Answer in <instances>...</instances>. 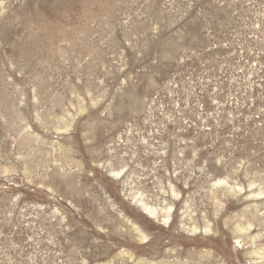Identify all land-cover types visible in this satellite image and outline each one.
<instances>
[{
  "label": "rangeland",
  "instance_id": "374dc122",
  "mask_svg": "<svg viewBox=\"0 0 264 264\" xmlns=\"http://www.w3.org/2000/svg\"><path fill=\"white\" fill-rule=\"evenodd\" d=\"M0 264H264V0H0Z\"/></svg>",
  "mask_w": 264,
  "mask_h": 264
},
{
  "label": "bare ground",
  "instance_id": "6f19581e",
  "mask_svg": "<svg viewBox=\"0 0 264 264\" xmlns=\"http://www.w3.org/2000/svg\"><path fill=\"white\" fill-rule=\"evenodd\" d=\"M120 171L118 170V171H115V175L116 176H119L120 175ZM138 203L140 204V202L138 201ZM145 203V202H144ZM141 206H142V208L141 209H143V211H144V214L146 213L147 215H149V216H152V217H156V216H158V215H160L161 213H163V216H162V220L164 221V222H168V220H169V212H170V208L169 209H167V210H164V211H160L159 210V212H158V208H156V207H153V206H151V205H147V204H143V203H141ZM142 211V210H141ZM172 212H173V210H172ZM145 214V215H146ZM172 214V213H171ZM160 219V218H159ZM162 222V221H161ZM163 224V223H162ZM237 227V226H236ZM238 228V227H237ZM237 230V229H236ZM238 230H239V228H238ZM246 230V229H245Z\"/></svg>",
  "mask_w": 264,
  "mask_h": 264
}]
</instances>
